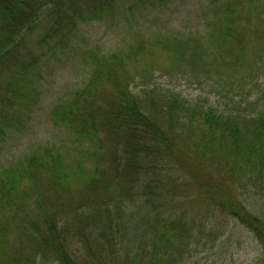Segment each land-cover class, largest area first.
<instances>
[{
	"label": "trees",
	"instance_id": "16d2710c",
	"mask_svg": "<svg viewBox=\"0 0 264 264\" xmlns=\"http://www.w3.org/2000/svg\"><path fill=\"white\" fill-rule=\"evenodd\" d=\"M119 1L0 0V152L8 137L23 132L41 101L40 83L60 68L54 65L82 57L84 72L90 67L83 86L51 110L54 124L75 137L72 150L42 141L17 160L0 161V264H183L205 240L204 216L212 206L264 229L235 197L236 190L264 189L260 101L250 113L224 116L176 99L161 120L147 107L151 101L142 103L131 89L139 61L156 47L178 67H204L229 57L246 35L227 26L217 3L214 18L223 17L207 25V36L159 32L148 43L137 30L125 49L103 55L92 48L85 26L116 22ZM173 1L141 0L139 7ZM39 25L44 34L29 46L28 34ZM102 134L118 139L113 178L101 169ZM165 160L184 176L192 171L190 182L175 179ZM192 192L198 194L190 202L195 210H178L180 197ZM122 234L132 242L120 243Z\"/></svg>",
	"mask_w": 264,
	"mask_h": 264
},
{
	"label": "rangeland",
	"instance_id": "374dc122",
	"mask_svg": "<svg viewBox=\"0 0 264 264\" xmlns=\"http://www.w3.org/2000/svg\"><path fill=\"white\" fill-rule=\"evenodd\" d=\"M140 2L141 0H120L116 9V22L106 20L85 26L95 51L100 48L105 55L118 47L125 49V44L134 40L137 30L148 43L159 32L174 36L177 32L193 31L207 36L211 33L207 25L214 24L213 20L220 22L222 14L225 15V20H229L226 22L227 26L246 35L247 39L244 42L236 40L234 44L238 45L237 50L232 51L229 57L220 58V63L206 62L204 67L193 63H183L178 67L173 63L174 58L159 47L154 49L152 55L144 56L139 61L141 67L135 69L138 75L131 89L142 103L151 101V105L147 103V107H151V112L157 118L165 120L163 115L167 113L166 107L176 99L185 104L189 102L191 106L198 103L206 108L212 107L224 116L239 109L250 113L257 101H260L261 108L264 107V0H254L253 3L250 0H174L167 7L158 5L157 9L150 5H145L148 8L142 9L139 7ZM217 3L218 6L221 4L219 7L222 14L214 18ZM44 30L41 25L34 28L28 34L27 44H37ZM62 64L64 63L54 65L60 68L57 67L53 74H47L45 81L40 83L38 93L41 101L27 120L23 132L4 141L0 152L1 164L31 153L34 144L42 141L63 145L69 152L72 150L71 144L75 137L70 135L66 127L54 124L51 110L57 103L65 100L67 94L71 95L83 86L90 67L87 65L88 73H85L82 57L74 59L72 64ZM210 65L212 66L209 68ZM142 77H146V80ZM101 141V169L108 173L107 178H113L115 174L110 160L113 158L111 155L115 154L114 143L118 139L112 134H102ZM185 141L193 143L188 139ZM108 153L109 156L106 155ZM164 163L167 168L172 169L175 179L190 182L192 171L184 176L171 160H165ZM92 167L91 164L90 168ZM158 171H161L160 165ZM233 187V184L226 186L231 190ZM235 197H239L253 216L264 221V189L250 187L247 190L241 189L240 193L236 190ZM194 198H198L197 193L181 196L179 202L176 201V208L182 210L189 207L195 210L190 207ZM207 205L208 203L204 206ZM214 210L212 206L204 216V222L209 225L205 240L194 247L195 251L183 264H264V229L260 226L250 228L234 216ZM208 233L211 234L209 239ZM123 235L119 237L120 243L128 245L132 242L130 236L124 238ZM11 241H15L12 236L9 238L10 248L7 246V250L12 253L16 244Z\"/></svg>",
	"mask_w": 264,
	"mask_h": 264
}]
</instances>
